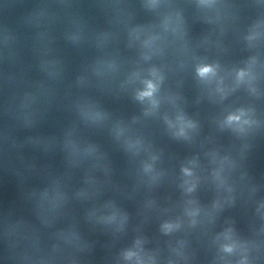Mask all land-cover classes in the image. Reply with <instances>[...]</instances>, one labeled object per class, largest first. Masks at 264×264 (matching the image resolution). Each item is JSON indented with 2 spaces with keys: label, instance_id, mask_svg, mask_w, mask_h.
<instances>
[{
  "label": "clouds",
  "instance_id": "clouds-1",
  "mask_svg": "<svg viewBox=\"0 0 264 264\" xmlns=\"http://www.w3.org/2000/svg\"><path fill=\"white\" fill-rule=\"evenodd\" d=\"M208 71H210V69H208V68L202 69L201 74L207 73ZM144 95H150V93H144Z\"/></svg>",
  "mask_w": 264,
  "mask_h": 264
}]
</instances>
